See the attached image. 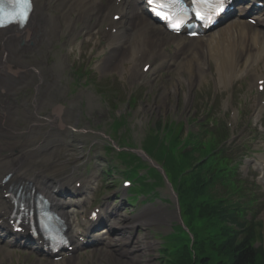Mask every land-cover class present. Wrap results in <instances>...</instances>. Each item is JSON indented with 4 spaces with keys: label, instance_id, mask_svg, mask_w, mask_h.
Instances as JSON below:
<instances>
[{
    "label": "rangeland",
    "instance_id": "obj_1",
    "mask_svg": "<svg viewBox=\"0 0 264 264\" xmlns=\"http://www.w3.org/2000/svg\"><path fill=\"white\" fill-rule=\"evenodd\" d=\"M51 1L52 0H50V3ZM50 5L52 6V4ZM47 14L49 15V13ZM55 14L56 12H53V15ZM225 29H227V27ZM219 32L220 31H216L211 34L212 37L218 36ZM65 40L64 36L61 42L64 43ZM55 43H57V41ZM79 48L77 47L78 51ZM166 49L172 50L174 46L169 45L165 47V50ZM32 50L36 51L37 49L33 48ZM54 51H57V48H54ZM92 51V48H87L86 51L82 49L79 55L74 54L73 58L76 59L77 62L69 65L71 71L65 70L61 76H59L58 71L48 69L52 67V60L44 58V53H40V55L37 56L35 55V57H32V55L26 56L29 60L33 61V59H35L41 64L45 69L44 76H48V73H51L49 75L50 79L57 76L56 82L62 78L59 85L63 87L64 92L70 95L75 94L78 89H74L73 84L76 82L87 87L86 90H88L90 100H85L81 106H75L71 103L67 104L69 105V110L65 115L67 120V122L65 120V125L67 129L60 134L64 133L70 137L67 132L69 131L71 133L70 128L72 129L73 126L82 131H90L92 133L100 129L103 131V129L106 128L109 133L114 121L120 119L125 124L121 130V134L124 133L125 136H129L131 138L129 144H134L132 149L137 150L142 147V143L149 129L157 127L158 124L164 125L169 122H184L186 124L185 134H187L188 130L201 133L195 121H203L206 116L211 115L217 119L218 128L221 127V123H225L230 128L233 138L228 142L226 147L231 150L232 157L238 159L241 154H245L247 160L245 159L246 161H243L244 163L239 169V176L237 177L239 183H236L234 186L231 185L228 188L221 185L215 186V188L208 192L214 199L224 202L227 207L230 205L240 207L244 204L247 220L255 221L260 227H264V182L257 181V177L261 176V173L254 170V167L258 166L257 161L261 159L264 160V112L262 114L260 113V108H264V85L262 86L263 90H260L255 83L259 79L264 80V64H259V69L256 71L255 69L249 70L245 68V63L242 62V66L236 72L234 79L221 81L216 78V63L214 60H209L202 49H196L195 52L200 54V59L198 60L199 62L194 64V67L196 69H198V67L203 69L206 77L200 78L198 75L194 77L193 74H196L194 72L191 74L188 70L185 71L174 68L172 71H168L169 73L165 72L157 77H148L146 80L140 79L135 82L133 79L136 80V75L132 69L130 73L124 75L119 71L104 73L97 67L94 69L96 64H93L94 62L92 59L94 57L91 55ZM112 75L113 77L109 78ZM189 77L193 80L188 81ZM63 83H65V85ZM55 87L56 86L53 85L48 88L54 89ZM24 92L28 96V100H34L37 96L35 93V86H32L29 90L25 89ZM61 95L62 94L39 95V102L44 104V107L39 110V115L43 116L45 112H47V114L50 113L51 105L58 102ZM63 98V102L65 100L69 102V100L71 101L74 99V97L70 99L67 96ZM75 101H77V99H75ZM90 102L93 103L92 108L89 107ZM49 106L50 108L47 110ZM28 123L29 121L25 124L22 123V131H24V127L28 126ZM46 131L47 129L45 132ZM75 136L86 140L84 154H88V156L95 158V161L101 164L102 171L105 170L106 172L112 165L116 166L117 161L114 153L106 155L103 150V143L100 142V139L95 142L91 134L79 136L76 134ZM113 136L115 138L117 137L114 134ZM33 140L35 141V139ZM116 140L118 139L116 138ZM116 140L114 141L118 148L119 145ZM56 144L58 145L59 141ZM63 144L64 142H62V147L57 148L58 159L61 162H65V157L70 154V147ZM53 155L54 154L49 155V157L44 160L51 162ZM195 157L197 159H202L200 155ZM80 163L78 171L86 174L87 177H91V172L95 168V164L92 163V166L89 167L91 171L87 174L85 170L86 166L82 161H80ZM150 164L154 166L152 161H150ZM52 165L57 167V169H61L56 173H51L52 175L57 178H62L63 180L67 178V173L70 172H65V169H68V167H65L60 162ZM183 165L184 167L186 165L185 170L187 172H193L192 167H190L188 163H183ZM192 166L197 165L193 164ZM47 170L48 172H53L56 169L48 168ZM78 171L72 172L71 180L77 178ZM120 171H122V169H120ZM116 172H118V175H121V172ZM97 176L99 178L98 183L102 185H100L94 197L96 201L90 204L91 208L96 205L102 208L106 202L113 203L112 195L105 193L107 189L106 183H104V180H107L104 177L105 175L101 172H97ZM239 188H241V192L238 191ZM114 189L120 191V198L115 204L119 205L120 203L121 205L124 203L122 202L123 198H126V192H124L125 190L123 188L115 187ZM170 190L171 188L168 184H161L159 193H161L162 196L171 197L169 194ZM251 200L253 201L252 204L246 205V203L249 201L251 202ZM134 205L135 206L127 211L126 207L123 206L121 211H119L120 215L131 212H133L132 215H134L143 209L148 211L150 218L156 221L153 224V228L150 229L152 231H150L149 234V241L155 245V249L152 253L154 258L152 264H164V262H161L163 254L158 251L159 248L161 249L158 237L165 236L172 232L173 226L179 221L177 211L174 210L173 206L166 205L165 203L162 204L157 200L154 202L152 201V204L144 207H140L137 203ZM166 215H171L173 219L171 220L170 218L168 222L165 221V223L160 225L158 221L166 217ZM259 229L260 228H256L255 230L258 231ZM244 235L245 233L241 232V237ZM258 244L259 242L256 245ZM64 261L65 260L55 262L51 259H43L31 251L19 250L16 247H2L0 250V264H51V262L54 264H63ZM69 264L122 263L115 260L111 254L105 257L98 253L94 254L93 250H85L79 252L77 257L69 262Z\"/></svg>",
    "mask_w": 264,
    "mask_h": 264
},
{
    "label": "bare ground",
    "instance_id": "obj_2",
    "mask_svg": "<svg viewBox=\"0 0 264 264\" xmlns=\"http://www.w3.org/2000/svg\"><path fill=\"white\" fill-rule=\"evenodd\" d=\"M136 3L134 0H52L51 3L50 0H33L32 15L23 29L10 27L0 30V105H2V107L0 106V142L12 139V146L17 145L14 136L8 138L10 132L7 126L10 124L12 128V118L18 114L19 107L23 108L20 105V99H18L22 85L21 89L28 88L30 83L36 87L35 109L37 112L44 107V104L38 101L39 95L64 94L69 96V93L64 92L63 87L59 85L62 78L56 82L57 76L51 79L49 77L51 73L44 76L45 69L41 64L35 59L29 60L26 56L35 57V55L44 53V58L52 60V67L48 69L58 71L61 76L65 70L71 71L69 65L77 62L73 58L74 44L75 40H79L81 36L83 39L80 40L82 43L80 49L86 51L93 44V49L97 50L95 56L101 57L98 69L103 72L119 69L122 73L127 74L132 69L136 73L137 62H149L154 65L155 57H158V64L152 72H158L161 69L172 71L177 68L188 70L191 74L192 72L196 73L194 77L197 75L200 78L206 77L203 69L194 67V64L200 59V54L195 52L198 47L205 52L209 60H214L216 78L221 81L234 79L242 62L245 63V68L256 71L259 69V64L264 63L263 16L257 19L256 27L244 20L246 17H242L243 20L234 21L227 29L219 30L218 36H211L212 38L206 40L201 38L187 40L182 36L171 35L162 26H157L149 21L143 13L139 15L136 11ZM53 12L56 14L53 15ZM111 14L112 17L119 15L120 20L115 22L111 19ZM137 18H139L138 21ZM64 36L66 40L62 43ZM56 41L57 43H55ZM102 42L106 44L103 45ZM169 45L175 46L174 51L169 55H163L161 49ZM32 47L37 50L33 51ZM54 48H57V51H54ZM9 80L16 85L15 92L8 90ZM192 80L189 77L188 81ZM53 85L56 86L54 89L48 88ZM13 94H16V104L11 101ZM85 100H90V96L88 92L82 91L69 103L81 106ZM89 107L92 108L93 103L90 102ZM7 114H9L8 119L5 118ZM62 115L61 111L55 119H50L48 126H55L59 119L63 120ZM38 122L35 119L32 121L34 125L29 129V132L32 133V130L36 129ZM16 123L20 122L16 121ZM49 138L47 136V139ZM37 164L27 167L18 163V158L0 159V174L12 175L7 184L0 182L2 194L8 193L11 185L18 184L30 192L34 189L51 198L48 192L50 190L45 183H48L52 178L43 173V164L41 167H37ZM52 201L55 208L54 200ZM6 208H8V212H6ZM12 209L13 205L5 197L0 196V216L8 219ZM62 217L70 229L69 232L75 235L71 228V215L63 212ZM170 218L173 219L171 215H166L158 222L162 225ZM117 219L119 218L116 217L111 224L112 231L105 243L106 249L93 253L105 257L111 254L115 260L122 264H152L155 245L149 241L150 233L148 234L147 231L156 221L150 218L147 210H144L142 216H137L133 221L129 218L122 219V221ZM135 228H142L144 234L138 238L132 237L130 231ZM116 232L122 233L118 235ZM15 235L13 234V236ZM38 242L41 243L38 239L33 245H37ZM38 248L37 246L36 249ZM42 248L44 245L41 247V252ZM126 252L128 257L123 254ZM74 258V256H70L64 263L69 264Z\"/></svg>",
    "mask_w": 264,
    "mask_h": 264
},
{
    "label": "trees",
    "instance_id": "obj_3",
    "mask_svg": "<svg viewBox=\"0 0 264 264\" xmlns=\"http://www.w3.org/2000/svg\"><path fill=\"white\" fill-rule=\"evenodd\" d=\"M172 134L173 131H170V135ZM217 134L221 135L220 133ZM181 136L182 133L178 132L170 137V146L164 144L159 146L165 156L166 166L172 170L176 181L182 173L186 172V165L184 167L183 163H188L192 167L193 172H189L190 175L179 181L178 187L184 209L183 215L187 221L192 223L195 236L203 244V252L206 256L209 253L221 255L222 258L226 259L221 264H264V227L257 224L252 225L245 232L246 239L240 240L239 232L235 231L233 225L239 229L243 228V225L238 223L241 220V218H238L242 215L234 210L232 205L227 207L224 202L214 199L208 192L215 188L218 183L230 187L226 180L228 174H231V170L226 164L228 158L224 152L216 151L214 137L206 148L198 149L189 144L193 147L191 150L177 151L181 146ZM150 137L145 147L153 150L159 137L154 133ZM198 145L200 146L201 143ZM197 155H200V157L208 156L209 159L203 163V158L197 159L195 157ZM159 157L161 158V156ZM193 164L197 166H192ZM214 223H217L219 227H215L216 232L208 233V227H213ZM256 228L260 229L256 231ZM181 232V238L176 242L175 239H172L171 244L178 252L183 254L181 258L172 264H198V261L196 262L190 254L188 248L190 240L183 231ZM257 242L260 245L255 247ZM198 246L199 244L196 247L194 246V249L197 256H200L198 255L200 253L197 250ZM200 254L204 255L203 253ZM199 264L202 263L199 262Z\"/></svg>",
    "mask_w": 264,
    "mask_h": 264
},
{
    "label": "snow or ice",
    "instance_id": "obj_4",
    "mask_svg": "<svg viewBox=\"0 0 264 264\" xmlns=\"http://www.w3.org/2000/svg\"><path fill=\"white\" fill-rule=\"evenodd\" d=\"M174 2V0H173ZM12 10L9 13L8 23H22L27 18L28 8L30 6V0H10ZM149 3L156 4L157 14L161 15L162 18L166 19L169 23L173 24L174 30H178L179 23L173 20L170 13L165 12L164 9L167 7L166 0H149ZM199 16V14H197ZM5 25V11L3 2L0 0V27Z\"/></svg>",
    "mask_w": 264,
    "mask_h": 264
}]
</instances>
